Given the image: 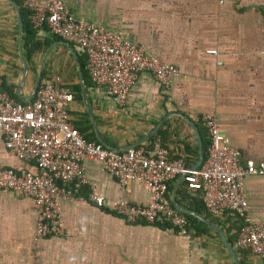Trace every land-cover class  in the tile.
<instances>
[{
	"label": "crops",
	"instance_id": "crops-1",
	"mask_svg": "<svg viewBox=\"0 0 264 264\" xmlns=\"http://www.w3.org/2000/svg\"><path fill=\"white\" fill-rule=\"evenodd\" d=\"M47 1L34 0L37 4ZM62 3L75 20L117 33L177 70L166 89L149 74H138L121 105L99 87L83 85L84 103L73 100L69 107V112H81L78 118L69 113L72 121H82V127L85 120L91 121L90 129L79 131L81 135L113 150H149L157 143L192 169L199 144L202 148L207 142L200 118L208 114L241 161L259 158L264 143V0ZM20 8L17 0H0V89L19 103L28 102L40 67L39 80L44 71L43 77L56 75L67 88L79 84L67 47L76 60L79 54L44 28L34 29ZM23 18L39 46L30 54L20 46ZM81 165L86 181L79 189L82 198L92 187L105 204L120 199L132 205L147 203L140 183L128 180L122 188L97 163L83 159ZM0 168L33 171L30 163L9 155L1 139ZM168 187L171 206L177 200L180 209L194 212L186 206L202 203L197 192L183 187L179 176ZM242 195L251 221L264 224V175L244 176ZM59 209L60 235L34 239L32 200L0 191V264H234L226 245L238 264H258L247 251L234 248L238 221L230 215L212 218L205 210L194 212L221 235L191 215L207 230L196 235L188 230L187 236H180L160 225L126 223L109 213L107 206L97 208L87 201H62Z\"/></svg>",
	"mask_w": 264,
	"mask_h": 264
},
{
	"label": "built area",
	"instance_id": "built-area-1",
	"mask_svg": "<svg viewBox=\"0 0 264 264\" xmlns=\"http://www.w3.org/2000/svg\"><path fill=\"white\" fill-rule=\"evenodd\" d=\"M17 1L34 29L44 28L83 57L90 84L102 89L116 105L124 102L138 74H149L161 89H166L177 72L175 67L160 63L140 45L119 34L75 20L62 0H48L44 4ZM1 83L0 77V87ZM72 102V94L60 85L56 75L41 78L26 103L13 100L0 89L2 146L9 155L33 167V171L0 168V191L32 200L34 239L60 235L59 204L76 200L87 201L97 208L107 206L108 211L129 224L165 223L177 235L187 236L184 214L166 198L168 182L179 176L186 190L198 193L210 217L230 215L237 219L234 248L247 251L257 258L258 264H264V224L251 221L242 195L244 176L264 175V143L256 161H241L237 149L218 130L214 117L203 114L200 119L207 137L205 156L196 168L188 169L180 158L170 157L157 143H152L149 150L136 147L113 150L85 140L71 122ZM83 159L97 163L122 188L128 180L140 183L147 194V203L132 205L120 199L105 204L92 187L82 198L79 189L86 182Z\"/></svg>",
	"mask_w": 264,
	"mask_h": 264
},
{
	"label": "trees",
	"instance_id": "trees-1",
	"mask_svg": "<svg viewBox=\"0 0 264 264\" xmlns=\"http://www.w3.org/2000/svg\"><path fill=\"white\" fill-rule=\"evenodd\" d=\"M19 11H20V14L23 16V14L25 12H23V10L21 8L19 9ZM24 16H25V14H24ZM22 28H23V35H22V38H21V45L20 46H21V48H24L26 50L27 54L33 53V51L39 49V46H38V43L32 38L33 37V30L29 27V25L27 23V20H25V19L22 22ZM77 64H78L79 70L81 72L83 85H84V87H86V86H88L90 84V82L87 79V76H86L84 68H83V57L80 56V55L79 56L77 55ZM44 75H45V72L41 71V78ZM60 85L65 87V85H63L61 82H60ZM65 88H67V87H65ZM67 89L72 94L73 100L76 101V102H80L79 84H78V82H75L73 85L69 86V88H67ZM71 122H72L73 126L76 128V130L78 132L79 131H86L87 129H90V126H89L87 120L84 121V124H86L85 127H82V125H83L82 121H72L71 120ZM82 137L85 140H89V139L85 138L83 135H82ZM94 142H96V140ZM206 145H207V142L205 144H202V148L204 150V156H205ZM168 188L169 187H167V191H168ZM176 193H178V191ZM193 201L195 203L198 202L195 199H193ZM175 202H176V204H178L177 200H175ZM186 208L191 209V210H193L194 212H197V213H201L204 210L202 203H200L197 206H193V205L189 206L188 205V206H186ZM108 212L111 213L112 215H114L111 211H108ZM183 214H184V216L186 218V223H187L186 230H187V233H188V230H191L192 234L196 235V234L203 233V230H205V229L207 230V227L203 223L198 221L196 218H194L191 215L185 214V213H183ZM159 225H160L161 228H167V224H165V223L158 224L156 226H159Z\"/></svg>",
	"mask_w": 264,
	"mask_h": 264
},
{
	"label": "water",
	"instance_id": "water-1",
	"mask_svg": "<svg viewBox=\"0 0 264 264\" xmlns=\"http://www.w3.org/2000/svg\"><path fill=\"white\" fill-rule=\"evenodd\" d=\"M18 43H19V41H18ZM67 48H68V50H69V53H70L71 57L74 59L75 64H76L77 73H78V79H79V90H80V96H81V99H82V101H83V103H84L83 80H82L81 72H80L79 67H78V65H77V60H76V56H75V54L73 53V51H72L69 47H67ZM40 68H41V67H40ZM40 68H39V71H38L37 76H36V81H35L34 87H33V89H32L31 96H32V94H33V92H34V90H35V88H36V86H37V84H38V81H39V77H40ZM85 107H86V106H85ZM86 112H87L88 116L90 117V114H89L88 109H86ZM101 145L104 146V147H107V148H109V149H113V148H111V147H109V146H106V145H104V144H101ZM202 159H203V150H202V148H201V146H200V144H199V148H198V158H197L196 164L192 167V169L196 168V167L201 163ZM172 203H173V207H174L177 211H179V212H181V213L188 214V215H193V216L199 218L203 223H205L207 226L211 227V228L214 229L218 234H220V232H219L218 229H216V228H215L214 226H212L208 221H206L205 219H203V218L200 217L199 215H197V214H195L194 212L189 211V210H183V209H180L176 204H174L173 201H172ZM220 235H221V234H220ZM226 248H227L228 253H229L230 257L232 258L234 264H238V262L236 261V258H235V256H234L232 250H231L227 245H226Z\"/></svg>",
	"mask_w": 264,
	"mask_h": 264
},
{
	"label": "rangeland",
	"instance_id": "rangeland-1",
	"mask_svg": "<svg viewBox=\"0 0 264 264\" xmlns=\"http://www.w3.org/2000/svg\"><path fill=\"white\" fill-rule=\"evenodd\" d=\"M79 95H80V90H79ZM82 99H81V96H80V101H81ZM82 102V101H81ZM80 109V108H79ZM70 115H71V117H76V118H78V117H80V116H78L81 112H76V111H71L70 110ZM89 119V118H88ZM88 122H89V124H90V126H91V121L90 120H88Z\"/></svg>",
	"mask_w": 264,
	"mask_h": 264
}]
</instances>
